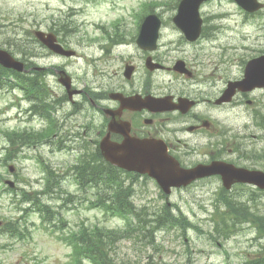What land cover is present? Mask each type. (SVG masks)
<instances>
[{
  "label": "rangeland",
  "instance_id": "rangeland-1",
  "mask_svg": "<svg viewBox=\"0 0 264 264\" xmlns=\"http://www.w3.org/2000/svg\"><path fill=\"white\" fill-rule=\"evenodd\" d=\"M179 2L0 0V48L9 50L17 57H22L23 50H29L36 55L30 60L40 66H63L71 73L79 88L88 86L93 89L99 81L113 86H125L124 70L127 61L140 66L141 72L143 69V59L139 56L142 53L133 39L138 21L141 20L140 15H146V11L152 9L164 21L171 22ZM204 4L201 13L211 19L206 25L210 27L208 40L184 48L185 43L182 42L185 41L179 38L180 31L173 24L167 23L162 30V42L174 50V55L198 56L204 62L205 66L198 68L196 77L203 83L195 88L202 98L215 99L224 89L227 79L242 76L243 55L248 54L245 48L256 46L257 43L264 47V10L260 18L248 20L245 19L244 10L232 0H210ZM51 28H55L66 45L77 52L74 57L48 55L49 50L39 41L34 43V35L32 39L29 36L30 31H49ZM24 39L26 42H23ZM117 41L122 44L115 47ZM46 81L54 95H63L65 90L56 74L48 71ZM251 97L257 99L256 107L247 106L241 97L237 103L219 109L205 103L208 114L217 122L219 129L229 130V133H225L231 143L227 148H234L238 143L241 152L249 151L243 157L231 151L223 158L237 160L241 163L239 165L264 168V153L258 159L254 154L264 152V129L254 124L252 118L253 109L257 110L258 115L264 116V90L252 93ZM64 100L56 116L60 120L75 125L83 123L85 126L86 116L65 115L66 111L73 108V104ZM31 108V103L20 90L0 89V220L3 221L0 227V264H72L71 248L59 239L61 234L76 230L83 223L123 228L125 222L104 214L100 208L90 206L91 200L96 199L97 189L89 188L88 192L80 189L71 165L84 151L82 149L80 152V148L85 146L83 139L65 142L67 149L63 150L44 141L33 146H23L21 143L13 145L9 142V131L42 129L47 126L46 121L32 118L35 112ZM87 109L93 111L88 104ZM80 131L82 133L83 129ZM180 137L182 141L188 140L190 143L188 148L179 144L185 153L181 158L186 166L208 161L209 150H200L202 146L196 145L198 139H189L186 135ZM87 141L89 150H95L96 140ZM212 141L219 140L213 138ZM43 163L54 170L50 182ZM10 165L16 168L14 173L10 172ZM58 175L62 184L60 193L55 186ZM125 176V184L134 187L132 200L140 210L137 221L142 227L139 229L140 235L132 233L112 246L110 254L117 264H243L264 248L261 247L264 239L259 238L257 227L252 222H245L244 217L231 224L235 230L230 236L220 235L216 231L217 222L222 220V212L225 210L220 200V178L203 179L186 188L174 189L166 198L154 179ZM4 178L13 179L17 183L16 187H9L2 181ZM50 187L53 192H49ZM23 190L31 192L32 200L27 203L21 202ZM70 194L74 202L62 207L64 201L60 196L64 198ZM228 196L236 201H247L256 212L264 214V194L257 188L236 186L228 191ZM44 203L60 212L59 216L64 223L59 222L63 228L57 232L51 226L46 229L44 226L47 224L42 223L39 212H36ZM166 206L177 215H186L191 225L185 228L174 225L158 229L154 232L155 241L150 242V226L145 219H156ZM14 220H18L21 227H24L27 236L10 237L4 232L7 224Z\"/></svg>",
  "mask_w": 264,
  "mask_h": 264
},
{
  "label": "flooded vegetation",
  "instance_id": "flooded-vegetation-1",
  "mask_svg": "<svg viewBox=\"0 0 264 264\" xmlns=\"http://www.w3.org/2000/svg\"><path fill=\"white\" fill-rule=\"evenodd\" d=\"M237 5V4H236ZM240 9V6L237 5ZM261 11L248 12L244 10L245 17L260 18ZM174 23V21H171ZM162 21V29L160 32L159 40L154 49L141 47L137 43V36L134 37L136 44L139 48V56L143 59L142 72L140 66L132 61H127V65L132 66V75L126 78L127 85L113 86L110 83L99 81L97 87L90 89L88 87L81 88V93L73 96L72 98L64 91L63 95L55 94L56 100L53 102L56 108L55 112H59V106L62 104V98L67 99L66 102L73 104L71 110L66 111L65 115L70 117L76 114L83 115L85 118V126L83 123L77 125L72 122H67L57 118V121L52 122L56 129H60L56 134L57 138L60 136L76 135L77 138L83 136L87 139L96 140V145L101 139L109 133V123L112 119L115 120L117 128L129 130L132 136L137 138H150L159 139L164 141L171 154L180 158L184 153V147H189L188 140L182 141L180 136L186 135L189 139H198L197 146H202L200 150L208 149L210 151V159L213 160L219 155H225L226 151L231 148H226L225 140L220 141L218 144L213 142V138L222 134V130L217 126V122L212 116L208 114V109L205 102L214 106L215 99L221 95L227 88L231 80H238V78H229L226 80V87L220 91L215 99L209 97H201L195 88L198 84L203 83L197 77L198 68L205 66L204 62L198 56H177L168 44L162 43V30L167 23ZM209 20H203L200 27V32L197 38L191 40L185 33L174 24L173 27L180 30V39L184 40V48L186 45L204 42L210 36ZM138 32V30H137ZM136 32V34H137ZM248 54H244L242 63L245 67L248 60L261 56L264 54V47L261 44L256 46L246 47ZM48 55H56L50 51ZM248 58V60L245 59ZM201 60V61H199ZM63 66H48L47 69L52 74H57L58 70ZM139 76H137L138 72ZM243 75V74H242ZM105 80L104 78H102ZM63 88V87H62ZM76 88V87H75ZM78 88V87H77ZM64 89V88H63ZM65 90V89H64ZM259 89H254L250 92L238 91L230 102L217 105L219 108L225 107L230 104H235L240 101V97L250 106L257 103V99L251 97V94ZM114 92L123 93L126 97L130 98L127 106H124L119 98H115L112 94ZM81 97L80 100L78 98ZM163 99L164 110L150 108L146 106L145 101L147 98ZM252 100V102H249ZM65 101V100H64ZM87 104L90 109H87ZM109 111V112H108ZM99 117V118H98ZM98 118V119H97ZM253 123L259 127L257 114H253ZM60 121H63L61 123ZM67 124H69L67 126ZM83 125V126H82ZM81 128L83 129L81 133ZM229 133V130H226ZM111 138L116 141H122L124 136L119 132H111ZM218 140V139H217ZM184 164V163H183Z\"/></svg>",
  "mask_w": 264,
  "mask_h": 264
},
{
  "label": "trees",
  "instance_id": "trees-1",
  "mask_svg": "<svg viewBox=\"0 0 264 264\" xmlns=\"http://www.w3.org/2000/svg\"><path fill=\"white\" fill-rule=\"evenodd\" d=\"M23 53L30 54L31 52L23 50ZM39 75H41V72H37L36 77H30L27 74L18 73L0 66V86H15L14 83L9 80L13 78L16 85L19 84L23 86L26 91L28 90L29 94L41 98V107H37L36 110L41 112L44 116L49 117L50 108L45 98L48 94V90L45 83L40 80ZM54 131V127L51 126L44 131L20 132L14 130L7 134L12 144H18L20 141L25 145L40 142L42 139L48 138ZM80 157L81 161L78 162L76 168L79 170L78 173L82 186L92 185L99 190V199L98 202H94V205L102 207L107 215L121 217L125 221V225L123 228L98 225L94 227L83 226L79 229L70 231L69 234H64L60 239L71 247V257L74 264H85V260H88L92 264H117V261L110 254L112 246L131 236L132 233H134V235H140L139 229L142 227L137 221L140 217V210H138L135 203L131 200V194L133 193L132 185H125L121 175L122 170L107 163L99 152L96 151L91 154L81 155ZM128 175L129 177H135L132 173ZM25 196H27L26 193ZM26 199L32 200V197L29 195ZM220 200L226 207L224 212H222V220L218 221L216 225V231H218L220 235L230 236L235 230L231 228V224L240 221L244 217L246 218L245 222L254 223L258 229L259 235L264 237L263 213L256 212L247 201L241 202L230 198L227 191L223 189L221 191ZM44 204L45 205H41L39 208L43 220L49 224L54 222L53 227L56 226L61 229L62 226L57 225L58 221L55 223L56 219L63 221V219L58 217L59 213L51 206L46 203ZM145 221L149 223L150 226L148 231L150 242L155 241L154 232L158 229L174 225H180L185 228L191 225L190 220L183 213L177 215L169 206L164 207L156 219H145ZM221 221L223 224L222 226H220ZM9 231L18 232L17 225L13 223L12 229L9 228ZM261 247H264V245ZM244 264H264V248L254 257L248 258Z\"/></svg>",
  "mask_w": 264,
  "mask_h": 264
},
{
  "label": "water",
  "instance_id": "water-1",
  "mask_svg": "<svg viewBox=\"0 0 264 264\" xmlns=\"http://www.w3.org/2000/svg\"><path fill=\"white\" fill-rule=\"evenodd\" d=\"M205 0H182L179 12L175 21L191 38L197 37L201 25L199 7ZM244 8L256 10L263 6L257 0H237ZM161 20L157 14L148 15L141 28L138 43L147 48H153L158 38V29ZM37 37L51 50L64 55H73V50H68L58 43L54 33L36 31ZM0 63L7 68L15 69L20 72H28L25 63L15 58L9 51L0 49ZM132 69L127 67L125 75L130 77ZM60 81L67 87L70 95L73 94L71 77L65 72L60 71ZM253 88L254 86H264V56L249 62L246 69V78L242 82L231 85L223 99L228 98L235 91L236 87ZM122 102H128L124 96L119 95ZM221 99L220 101H223ZM147 105L154 106L155 100L147 99ZM115 122L112 121L110 129L113 130ZM116 130V128H114ZM101 148L105 158L117 166L129 171H136L148 174L155 178L166 194H170L172 188L187 186L196 179L216 175H221L224 186L230 189L233 184L242 182L253 184L264 189V171L259 169H249L237 167L232 163L222 160L214 161L211 164H198L193 168L182 167L180 162L169 154L167 146L149 139H137L129 134L121 142H113L107 136L101 142ZM13 170V168H12ZM14 185L13 182H9Z\"/></svg>",
  "mask_w": 264,
  "mask_h": 264
},
{
  "label": "bare ground",
  "instance_id": "bare-ground-1",
  "mask_svg": "<svg viewBox=\"0 0 264 264\" xmlns=\"http://www.w3.org/2000/svg\"><path fill=\"white\" fill-rule=\"evenodd\" d=\"M34 43H35V42H34ZM258 117L261 118V119L264 118V116H258ZM259 118H258V119H259Z\"/></svg>",
  "mask_w": 264,
  "mask_h": 264
}]
</instances>
